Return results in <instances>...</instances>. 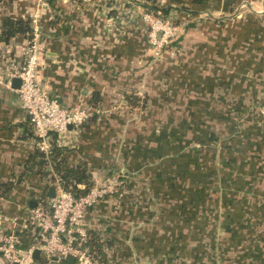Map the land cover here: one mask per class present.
I'll return each instance as SVG.
<instances>
[{
  "label": "crops",
  "instance_id": "0c3cea01",
  "mask_svg": "<svg viewBox=\"0 0 264 264\" xmlns=\"http://www.w3.org/2000/svg\"><path fill=\"white\" fill-rule=\"evenodd\" d=\"M150 1L170 5L169 13L183 29L175 41L182 48L175 56L170 55L172 50L164 51L160 58L150 54L140 21L132 18L134 0H0V30L6 16L31 19V26L35 19L39 26L38 84L65 107L83 104L93 111L92 121L88 120L79 129L75 144L78 149L65 151V146H59L64 161L70 165L84 162L91 181H105L107 176L123 171L126 188L99 201L89 214L93 233L101 243L100 255L104 259L111 255L109 264H264V181L254 178L236 181L243 175L236 165L235 153L242 145H237L240 137L236 135L232 118H222L226 126L221 127V147L211 158L214 160L221 151V176L230 175L225 179L230 181H221L220 177L219 181L210 178L202 181L211 185H204L199 195L202 192L199 186L194 191L190 188L180 193L185 186L201 184L192 181L198 163L192 162V157L187 162L181 145V141L188 139L189 144L199 143V133L194 127L180 132L181 123L193 121L197 112L191 102L186 116L174 120L181 127L173 134V146L168 145L172 148L168 158L174 162V181L161 179L167 178L166 169H172L164 167L167 165L164 160L168 159L166 139L162 140L165 133L160 134L154 124L149 126L154 130L146 136L134 130L124 117L127 110L150 105L160 92L157 78L166 82L168 77L175 83L181 75L188 81L191 68L194 71V67L198 68V58L212 53L208 50L217 51L227 66L226 72L215 70L216 74L238 72L243 52L234 50L241 48L242 42L258 48L260 52L256 55L262 58L264 0H202L200 3L184 0L178 4L173 0ZM242 4L245 8H240ZM201 28L206 32L198 33ZM28 40L27 35L17 34L8 42L0 41V183L11 184L0 195V205L8 201L4 209L9 213L16 212V203L24 204L26 200L29 203L34 194H48L52 189L48 181H52L53 170L46 160L45 164L40 160L41 166H34L31 172H23L38 159L39 150L32 143V126L20 106L17 92L3 84L6 74L22 64ZM227 58H233L237 66L227 63ZM135 98L138 105L131 106L129 101ZM143 100L145 103L140 106ZM253 134L250 138L257 137ZM258 134L259 139L245 138L244 144H249V151L264 153V133L258 130ZM151 141L157 147L150 146ZM180 159L188 163L181 174ZM259 160L260 157H253L250 165ZM211 165L215 162L207 166ZM234 166L237 169L232 174L229 170ZM39 168L48 171V175H39ZM212 169L208 171L214 173ZM154 181H159L157 190ZM145 182L154 188L153 194ZM238 182L240 188L236 186ZM161 185L164 194L160 193ZM170 186H174L173 193L169 192ZM211 190L217 194H210ZM96 231H102L104 240ZM36 264L64 262L37 261Z\"/></svg>",
  "mask_w": 264,
  "mask_h": 264
},
{
  "label": "built area",
  "instance_id": "2783aa9c",
  "mask_svg": "<svg viewBox=\"0 0 264 264\" xmlns=\"http://www.w3.org/2000/svg\"><path fill=\"white\" fill-rule=\"evenodd\" d=\"M134 5L132 18L140 21L147 42L156 52L160 50L158 47H165L173 40L181 29L173 14L165 16L158 11H148L140 0H134ZM245 6L242 4L240 8ZM38 40L39 26L34 19L24 60L6 74L3 84L11 88L12 80L19 79V86L14 89L32 126V143L48 158L53 144L68 147L76 144L81 125L93 111L83 104L65 107L40 87L36 80L40 52ZM51 177L48 184L54 191L52 196L46 192L36 193L33 206H29L27 200L24 204L16 203L15 213L4 209L8 201L0 205V264H36L37 259L33 257L36 250L38 259L42 258L46 263L52 262V257H57L59 262L71 256L74 264H109L110 254L101 262L91 248L93 223L89 214L99 201L113 197L122 181L113 175L105 181H95L86 192L75 195L54 172ZM20 231H24L29 239L26 246L17 233ZM96 234L104 240L102 231H96Z\"/></svg>",
  "mask_w": 264,
  "mask_h": 264
},
{
  "label": "rangeland",
  "instance_id": "374dc122",
  "mask_svg": "<svg viewBox=\"0 0 264 264\" xmlns=\"http://www.w3.org/2000/svg\"><path fill=\"white\" fill-rule=\"evenodd\" d=\"M248 11H251V9ZM223 17L227 18L226 15H221V18ZM140 26L141 28H143L145 33L144 27L142 25ZM198 30V33L200 34L206 32V30L202 28ZM179 33H181L180 30L177 31L175 38L179 35ZM174 39L167 42L165 44V47H158L160 50L157 49L159 50L157 52L153 47L149 45L150 54H152L154 58H160L163 56V52L167 47L168 51L172 50L170 55L175 56L178 52L181 51L182 47H172L171 44L173 43ZM248 45L250 44L242 42L241 48H236V50H234L236 52H243L240 68L238 66L236 70L238 72L232 73L230 71L227 74H216V72H214L215 70H217V73H220L218 70L226 72L227 66L225 62H221V56L217 54V51H213V49L208 50V52L212 53H209V57L198 58V68L194 67L196 71L191 68V71L189 73L190 79L188 81H186V79L184 80L181 75H178L177 80L174 81L175 83H173L168 77L165 79L166 82L161 81V79L159 81V79H156L155 77L154 79H156L157 81V87H160V92L155 94V97L153 100H151L150 105L148 104L149 106L147 108L143 106L135 108L131 111L127 110L124 114V117L127 119L126 121H128L130 125L134 126V130H136L137 132H142L144 135L148 136L150 135V131L154 130L149 126L155 124L156 126H158L155 129H157V131L159 129L160 134L165 133V135H163L162 137V140L164 138L166 139L164 140V144L167 145V158L169 156V152L172 151V148L168 147V145L173 146V142L171 141L173 138V134L180 130L181 125L182 129L180 130V132H186V130L190 131L192 127L197 130V133H199L197 135L199 143H206V145H201L204 149L203 152L194 153L192 151V146L195 143L189 144L188 142H190V140L188 138V140L181 141V143L184 147L183 150L185 149V152H190L192 157L191 161H196L198 163V172L196 173L192 181H200L201 184H197L195 185V187L191 185L185 186L181 189L180 193H185V191L189 190L190 188H192V190L194 191V188L199 186L198 188H201L202 192L200 191V193L197 194L201 195V193H203V188L205 187L204 185L207 184H202V181H209V178L211 181H219L220 178L221 181L222 179L223 181H230L229 179L225 180L229 178L230 175L222 173L223 175L221 176V164L219 163V155L217 154L215 159L211 160L212 153L215 154L214 151H216V149L220 148L221 146L220 142L215 140H217L216 137H219L220 139L222 138L221 127L226 126L224 124L226 120L224 121L222 120V118H224L225 116L229 117V115H234L236 121H234L235 119H232L231 122L234 123V127L243 129H239L238 132L241 133L242 136L240 138L242 139L247 138L250 140L253 138H250L252 133H254L253 135L257 137L253 138V140H257L260 136L258 134V130L264 133V53H262L263 57L260 58L259 55H256L259 54V49H255L254 47H250ZM168 46L170 47L168 48ZM227 46L230 47V42L227 43ZM226 50H228V48H226ZM173 62L175 63V59L173 60ZM226 62L230 63L231 65L234 64V68L237 66V63H234L233 58H227ZM182 80L184 81L182 82ZM198 87H202L203 90L198 89ZM237 94L240 97H238ZM190 102L193 105V108L195 107L197 109V112H194L195 115L192 118L193 121L190 120L188 122L186 120V122L181 123V125L174 124V120H176V117L186 116V112L190 107ZM177 125L179 126V128H176ZM258 127H260L261 129H258ZM158 133L159 132H157V134ZM211 133H215L213 135L214 137H211ZM245 141L247 142V140ZM156 142L158 143L157 140ZM149 145L152 147H157V145L152 141L149 143ZM248 145V143L243 144L237 151H235L237 155L236 165L243 172L242 177L236 181H250V178L258 180L260 179L261 181H264V153L259 150L249 151ZM231 152L232 151H229L228 153L231 154ZM187 157L190 158V156ZM253 157H260V160L257 163L254 162V166L250 165V160L253 159ZM188 161L189 160H187V162ZM187 162L181 159L178 161V172L180 174L186 170V166H188ZM210 162H215L214 173L208 171L209 168L207 165L208 163L210 164ZM164 163L167 164L164 167H171L173 170L166 169L165 173H167V178L162 176L161 179H163V181H174L175 172L173 168V159H165ZM234 167L229 170L232 172V174L237 169V167ZM222 169L224 170L225 167H223ZM248 171L250 174L248 173ZM122 172L123 171L120 170L116 171L115 175L117 176V178L122 175ZM108 177L109 176H107L106 178ZM216 178L218 179L216 180ZM157 182L159 181H154V188L156 190L158 188V186L156 185ZM146 183L147 182L144 183L145 186L147 185ZM210 185L211 184H207L208 187H210ZM236 186L240 188L239 182L236 184ZM146 187L151 191V193L153 192L154 188L150 187L149 185H147ZM160 191L161 194H164L162 185ZM173 191L174 186H170L169 192L173 193ZM212 191L213 190H211L210 194H217L215 190L213 192ZM213 210H215L214 206Z\"/></svg>",
  "mask_w": 264,
  "mask_h": 264
},
{
  "label": "trees",
  "instance_id": "16d2710c",
  "mask_svg": "<svg viewBox=\"0 0 264 264\" xmlns=\"http://www.w3.org/2000/svg\"><path fill=\"white\" fill-rule=\"evenodd\" d=\"M140 1H141L142 6L144 8H146L148 11H153V12H157L158 11V12H160V14L165 15V16L171 10V6L168 5V4H167V6L166 5L161 6V5H158V4L157 5L154 4V1H150V0H140ZM173 1H175L178 4V3L183 2L184 0H173ZM201 1L202 0H192V2H194V3H200ZM224 25H225V23H224ZM31 31H32L31 19H23L22 20V19H14L12 17L6 16L2 20V28L0 30V41L8 42L11 37H13V36H15L17 34H25L28 37H30L31 36ZM177 37L174 39L173 43L171 42L172 43L171 44L172 47L176 48V47L179 46L177 44V42H175ZM169 47L170 46H168V48ZM166 50H167V47H166L165 51ZM129 100H130V98H129ZM129 102L131 103V106L135 105V104L138 105L136 98L134 100L129 101ZM142 102L143 103H142L141 106L144 105L145 101L143 100ZM263 109H264V107H263ZM229 118L233 119L234 115H229ZM92 119H93V115H91L85 121V123L88 120L92 121ZM239 129L240 128H236L235 127V131H237L236 135L238 137H241L242 136L241 133H238ZM240 130H243V129H240ZM217 140L219 141L220 138L217 137ZM244 140H245L244 138L243 139L242 138H240V139L238 138L237 145H239V146L243 145L244 142H245ZM175 145H178V143L175 142ZM201 145H206V143H197V145L194 144L192 146V151L194 153L203 152L204 149L202 148ZM68 149L77 150L78 146L77 145H74V146H71V147H66L65 146V151L68 150ZM68 151H70V150H68ZM61 153H62V147L56 146L54 144L52 145L51 153L49 155L48 160L44 158L42 152L38 151V159H36L30 165H28L26 167L25 171H23V172H26V173L31 172L32 168L34 166H38V167L41 166L40 160H43L44 164H45V160H46L48 162V164L51 166V168H52L53 172L55 173V175L61 181L64 182V186L66 188H71L72 192L75 195H80V194L86 192L87 189L92 184H94V182H95V181H91V174L89 172L90 170L87 168V166H86V164L84 162H79V163H77L75 165L68 164L66 159L64 161L63 157L61 156ZM185 155H186L185 156L186 159L188 158L187 156H190V158H191L190 152L186 151ZM219 156L221 157V151L219 153ZM187 160H189V159H187ZM208 168L212 169V168H214V165H211ZM48 173H49L48 171H45V170L43 171L41 169L38 171V174L42 175L44 177H46L48 175ZM124 179H125V176L121 175L119 177V180L122 181V184L119 186V189L115 193V195L117 193H119L122 188H124V187L126 188V185H125L126 184V180H124ZM79 184L82 185V187H78ZM10 187H11V184H9V183H0V195L3 194L5 191H7ZM17 233L21 237L23 246H26L28 244V242H29V239H28L26 233L24 231H20V232H17ZM91 233H92L91 240H90L91 248H93V250L96 251L97 255L96 254L95 255H96V257H98V260H101V258H103V256L100 255V244L101 243L97 240V236L93 233V231ZM37 261L39 263H41L44 260L42 258H39V259H37Z\"/></svg>",
  "mask_w": 264,
  "mask_h": 264
},
{
  "label": "water",
  "instance_id": "95a60500",
  "mask_svg": "<svg viewBox=\"0 0 264 264\" xmlns=\"http://www.w3.org/2000/svg\"><path fill=\"white\" fill-rule=\"evenodd\" d=\"M19 82L20 81H19L18 78H14L12 80V83H11L12 84V87L13 88H17L19 86ZM53 193H54V191L51 189L48 194L52 196ZM34 204H35V200L34 199H30L29 206H33ZM33 257H34V259H38L39 252L37 250L33 252ZM52 259L56 261L57 260V257H52ZM63 262H64V264H74V259L71 256H67V257H65L63 259ZM32 264H35V263H32Z\"/></svg>",
  "mask_w": 264,
  "mask_h": 264
}]
</instances>
